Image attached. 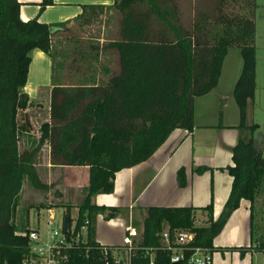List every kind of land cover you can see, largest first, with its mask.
<instances>
[{
  "label": "trees",
  "instance_id": "16d2710c",
  "mask_svg": "<svg viewBox=\"0 0 264 264\" xmlns=\"http://www.w3.org/2000/svg\"><path fill=\"white\" fill-rule=\"evenodd\" d=\"M211 1L205 12L184 25L173 0H115L112 8L121 15L120 40L108 46L118 53L119 74L105 84L52 83L49 109L40 112L44 120L35 127L33 104L24 88L33 50L46 54L54 65V26L36 19L23 22L17 0H0V264H21L30 253L28 234L34 229L29 228V209L19 219L18 209L25 180L36 191L50 188L36 166L44 146L49 147L51 166L89 169L76 205L31 206L38 211L65 208L75 231L88 221L84 240L65 250L63 264H114L112 249L120 247L96 242L95 221L98 216L113 220L120 209L98 206L93 198L111 194L115 174L148 160L171 132L193 131L194 100L215 89L229 48H238L242 59L233 96L246 134L232 150L233 166L226 168L232 184L222 215L214 221L212 205L200 209L208 215L207 225L200 226L195 223L198 210L192 207L142 209L131 262L150 264L152 257L153 264H171L169 253L159 249L167 229L192 233L191 246L214 251L213 239L241 200L249 201L251 215L250 247L245 250L264 252V159L254 147L257 125L245 122L256 89V1ZM53 4L54 0H42L40 10ZM103 10L83 6L77 20L90 25ZM177 183L186 185L184 169L178 170Z\"/></svg>",
  "mask_w": 264,
  "mask_h": 264
},
{
  "label": "crops",
  "instance_id": "0c3cea01",
  "mask_svg": "<svg viewBox=\"0 0 264 264\" xmlns=\"http://www.w3.org/2000/svg\"><path fill=\"white\" fill-rule=\"evenodd\" d=\"M17 1L20 4L19 17L23 22L36 19L39 23L54 26L52 31L54 47L59 45L57 42H61L60 35H65V50L69 51L67 55L73 54L78 57V60L72 58L70 61L76 65L75 86L82 83L105 84L119 74L118 53L108 46L109 43L120 40L121 15L112 8L115 0H54L53 5L42 11L40 10L42 0ZM173 3L177 6L180 19L191 22L196 9L195 0H173ZM83 6H100L104 9V18L98 31L101 38L97 39L99 43H91L90 40L86 41L84 38L69 35L68 31L71 27L78 32H83L95 23V19L90 25L82 24L80 20H77L83 12ZM255 27L257 36L256 19ZM255 41L257 42L256 38ZM260 44L264 47V40H261ZM257 53L259 50L256 48V90L258 86L264 87V63L259 60ZM32 55L35 56V60ZM45 56L47 55L39 50L31 52L28 81L24 88V92L33 104L31 111L36 118L41 111L44 114L48 111L52 89L49 83L50 87L45 91L49 95L45 101L40 102L39 96L43 94L41 89L43 86L38 84L39 76L45 73L48 80H51V84H57L56 80L54 82L52 80L55 79L52 60ZM241 69L240 50L229 48L215 89L194 100L193 131L188 133L185 130L176 129L171 132L148 160L115 174L114 191L111 194H100L93 198V203L98 206L120 209L118 216L113 220H104L102 216L96 218L95 240L98 244L123 247L125 228L130 225L134 227L133 224L137 221L141 224L142 209L147 207L195 208L198 210L195 214V223L201 224L200 226L208 223V215L200 209L209 205H212L214 221L221 217L232 184V178L226 168L233 166L232 150L239 138L245 135V131L241 128L240 112L233 96ZM64 71L60 72L61 83L69 79ZM29 83L31 86L27 90ZM59 85L74 87L68 84ZM42 150L45 152L44 167L43 169L39 167V163H42L40 156L36 165L40 179H45L43 182L49 186L55 184L56 178L62 181L61 173H55L53 181L50 174L55 169H69V167L51 166L49 147L44 146ZM70 168L85 170L83 176L88 178L87 167ZM179 169L185 170L186 185L184 187H179L177 183ZM73 176H77L75 172ZM63 185L62 191L64 189L68 193L73 189L76 192L78 188L76 179L65 181ZM58 193L55 192V198L58 201L49 204H70V202L62 201L63 193ZM81 198L77 203L81 201ZM47 210L52 214V208ZM250 216L249 201L241 200L239 207L232 212L220 233L213 239L214 251H212L211 264H235L237 259L238 261L247 259L252 263L253 255L257 251L245 250L250 247ZM135 229L139 232V229ZM120 252L122 253L119 251L114 254L117 255Z\"/></svg>",
  "mask_w": 264,
  "mask_h": 264
},
{
  "label": "rangeland",
  "instance_id": "374dc122",
  "mask_svg": "<svg viewBox=\"0 0 264 264\" xmlns=\"http://www.w3.org/2000/svg\"><path fill=\"white\" fill-rule=\"evenodd\" d=\"M255 1H256L255 19L257 22V36L255 37L257 42L255 41V47L257 48V50H259V53H257V55H259V60L262 63H264V47L260 44V41L264 40V0H255ZM210 3H212L211 0H195L196 9H195L194 15H196L199 12H205L203 9L212 5ZM103 18H104V12H102V14H100L94 20L95 23L88 30H85L83 32L82 31L78 32L74 27H71L68 31L69 35L84 38L86 41L90 40L91 43L93 42L99 43L97 39H101V38L98 35V31H99V27L102 23ZM182 23L184 25H189L190 22L187 20H182ZM86 33H88V35H86ZM60 37H61V42L60 43L57 42V44L59 45L55 47L58 54L56 55V58L53 61L54 62L53 77L55 79H52V80L53 82L56 80L57 84H68L71 86H75L76 85L75 84L76 83V76H75L76 65H73L72 63H70V61L72 58L75 60H78V57L77 55L74 56L73 54L67 55L69 51L65 50L66 49V43H64L65 35H62V36L60 35ZM32 57L35 60V56L32 55ZM45 57L50 60L48 56H45ZM61 63H62V68L64 69L62 68L60 69ZM61 70H65L64 72L67 73V75L69 76L68 77L69 79H66L67 82L63 81L64 83H61V81L59 80ZM49 83L51 85V80H48V77L45 75V73H42L41 76H39V80H38V84L43 86L41 88L43 91L42 92L43 94L39 96L40 102L45 101V99H47V95H49L45 92L50 87ZM30 86L31 84L29 83L26 89L28 90ZM255 92H256L255 93L256 96L247 108L245 122L247 125H252V124L257 125V129L253 136L254 147L257 151L261 153L264 159V87L261 88L258 86V89L257 90L255 89ZM44 116H45L44 114L43 115L39 114L38 117L34 119V124L36 127H38L40 123L44 120ZM44 157H45V152L44 150H42L40 154V161H42V163H39V167L41 169H43L44 167V163H43V159H45ZM80 169L81 168H78L77 170V169L70 168V167L69 169L67 168L55 169L54 172L50 174L51 180L56 176L57 173L58 174L61 173L62 181L56 178L54 181L55 184H50V188L48 189V191H36L29 185L27 180H25L23 184V189L21 192L20 203H19L18 219L20 218V215L23 218L26 215V209H29V212H28L29 228L37 230L40 233L43 241H46L48 239V234L51 231L50 229L60 231V229L63 227V223L65 219V208L53 207L52 214H51L49 210L45 208L39 209L38 211L36 208L31 207V206L36 205V204H43V203L44 204L48 203V205H55V204H49V203H56V201H58L55 198L56 191L59 193L60 192L63 193V198H62L63 202L65 203L70 202V204H76L80 200V198L83 196V189L86 186L87 181H88L87 180L88 178L83 176L85 170L83 169L80 170ZM74 172L76 173L77 176H73ZM71 179H76L77 187H78L77 191L75 192L74 191L75 189L71 190V192L69 193L65 192L64 189L62 191V186L64 187L63 185L64 182L65 181L69 182V180ZM44 180L45 179L42 178L41 181L43 182ZM69 189H72V187H69ZM259 201L257 200V202L255 203L257 208L259 207ZM71 218L73 220L76 219L75 209L71 210ZM50 220L53 223L52 226H48V222ZM133 225L135 228L140 229V226H141L140 222L138 223L137 221V223H134ZM260 225H262V223H260ZM117 256L121 259H125V254L123 251L122 253L120 252L119 254H117ZM263 258H264L263 252L257 251L253 255L252 263H250V261H248L247 259H245L244 261H240V260L238 261L237 259V261H235L234 263L235 264H262Z\"/></svg>",
  "mask_w": 264,
  "mask_h": 264
},
{
  "label": "built area",
  "instance_id": "2783aa9c",
  "mask_svg": "<svg viewBox=\"0 0 264 264\" xmlns=\"http://www.w3.org/2000/svg\"><path fill=\"white\" fill-rule=\"evenodd\" d=\"M52 225L53 223L50 220L48 226ZM87 225L88 221H85L84 225L78 231H75L74 224H72L71 227L69 226L67 232L70 233L69 237L67 233H64L63 227L60 231L50 229L51 231L46 241L42 240L37 230L30 231L28 234L30 239V253L24 257L21 264H63L67 258L66 254H64L65 250L84 240ZM125 232L123 247L112 249V261L114 264H132L131 255L136 249L135 240L139 237V232L131 225L125 228ZM161 236L162 247L159 249L169 253L171 264H211L212 252L210 249L191 246L194 240L192 233L180 231L170 232L167 229ZM146 250L154 251L153 249ZM119 251L124 252L125 259H121L114 254ZM104 253L106 255L107 251L104 250ZM104 259L107 260L108 258L104 257ZM150 264H153L152 257L150 258ZM262 264H264V258Z\"/></svg>",
  "mask_w": 264,
  "mask_h": 264
},
{
  "label": "water",
  "instance_id": "95a60500",
  "mask_svg": "<svg viewBox=\"0 0 264 264\" xmlns=\"http://www.w3.org/2000/svg\"><path fill=\"white\" fill-rule=\"evenodd\" d=\"M68 230H69V219L66 217L64 219V223H63V231H64V233H67ZM32 244H34V243H32ZM173 264H175V263H173Z\"/></svg>",
  "mask_w": 264,
  "mask_h": 264
}]
</instances>
